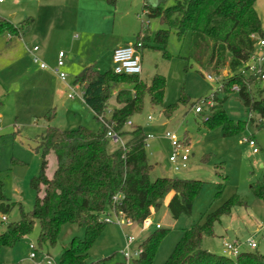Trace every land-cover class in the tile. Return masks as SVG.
<instances>
[{
  "label": "rangeland",
  "instance_id": "obj_1",
  "mask_svg": "<svg viewBox=\"0 0 264 264\" xmlns=\"http://www.w3.org/2000/svg\"><path fill=\"white\" fill-rule=\"evenodd\" d=\"M174 3L175 0H160L162 7ZM145 4L153 3L151 0H118L115 6L107 0H5L0 3V18L20 29L19 35L10 31L0 33V182L3 191L26 210L32 208L36 192L30 186V180L40 172L42 163L38 136L46 131L48 124L64 130L84 125L97 131L101 127L94 112L83 101V88L76 80L90 66L101 73L110 70L113 67V47L125 44L124 41L134 45L144 26L151 43L141 51L143 72L140 77L145 81H151L155 74L165 78L163 106H152L146 98L141 112L132 117V122L141 125L151 137L146 151L154 165L152 178H192L201 180L203 186L195 198L191 214H183L178 219L172 218L167 206L169 196L142 224L128 225L123 221L120 225L114 215H110L112 222L105 225L91 244L88 263L132 264L133 259L127 261L124 257L126 236H132L138 247L151 232L168 229L153 263L164 264L185 230L193 223H203L209 213L234 194L249 206L234 207L230 215L215 224L214 235L204 236L202 245L221 254L220 247L226 238L237 242L241 252L264 254V202L252 191V185L264 176V126L257 128L248 121L249 114L237 93L230 94L224 108L235 122L248 121L244 131L226 136L222 126L211 128L204 122L203 115L195 112L191 102L210 95L221 84L222 76L213 75V80H209V71H202L194 62L185 59L190 51L189 35L179 40L172 33L167 43L169 55L164 56L162 49L154 43L155 33L161 26L146 14ZM255 8L264 30V0H257ZM22 40L29 52L34 43L39 44L40 51L36 56L40 59L46 55L56 63L62 51L65 64L66 52L77 56L81 67L70 72L64 66L61 69L73 89L53 72H47L46 78L41 77L32 53V64L25 58L17 59L22 53L17 44ZM24 52L27 53V49L24 48ZM29 68H32L30 74L26 73ZM226 73L225 70L223 75ZM250 75V72L246 73L247 77ZM183 97L189 98L187 104H179L174 114L167 118L163 113L164 106L177 104ZM115 105L113 97L108 109ZM49 110L53 114L50 123L45 118ZM167 131L190 146L187 167L178 171L171 168L169 162L173 145L166 136ZM251 137L258 152H254L246 141ZM117 145L119 143H112V146ZM48 161L47 173L52 176L57 166L54 153L49 154ZM7 217L8 222L20 218L19 204ZM39 235L40 225L36 223L32 232L15 246L3 248L0 254L3 264H32L30 244L37 245ZM75 236L84 239V230L72 224L65 225L55 245H44L39 249L38 259L48 253L58 262L64 248ZM250 238L256 241L257 248L248 246Z\"/></svg>",
  "mask_w": 264,
  "mask_h": 264
},
{
  "label": "trees",
  "instance_id": "obj_2",
  "mask_svg": "<svg viewBox=\"0 0 264 264\" xmlns=\"http://www.w3.org/2000/svg\"><path fill=\"white\" fill-rule=\"evenodd\" d=\"M257 0H175L168 7L145 4L146 14L157 20L154 43L168 56L167 43L174 33L181 40L190 36V51L185 58L194 62L200 70H207L216 77L222 76L221 84L210 95L192 101L191 107L203 102L204 122L213 128L222 126L224 134L231 136L244 131L247 122L257 128L264 126V79L251 74L246 76V63L256 51L257 39L264 30L255 3ZM115 5L117 0H107ZM144 25V24H143ZM164 26V27H163ZM142 26L138 41L142 50L149 47L151 37ZM10 31L20 34V29L5 18H0V33ZM227 71L223 75L224 71ZM208 74V75H209ZM83 88V100L97 114H107L109 101L115 98L107 120L111 128L125 141L112 146L107 137L108 128L101 124L97 130L81 125L64 130L48 124L38 136L41 151L40 172L30 180L35 190V201L30 210L13 201L3 191L0 182V254L3 248L15 246L40 225L38 249L57 243L62 227L75 225L85 232V238L75 236L64 248L58 264H89V250L107 222L106 215L121 212L135 223H145L170 196L167 206L171 216L191 214L195 198L203 182L180 177L152 178L154 165L146 151L147 134L132 117L141 112L146 98L152 106L162 105L165 96V78L155 74L151 81L140 75L117 74L113 68L101 73L94 66L87 68L76 80ZM123 85V87H122ZM125 85V86H124ZM130 85L129 87H126ZM238 85L235 92L233 86ZM231 93H237L249 114V120L235 122L227 114L224 104ZM183 97L179 103L164 106L163 113L170 118L179 104H187ZM211 101V105L206 102ZM206 108V109H205ZM52 110L45 114L48 123ZM252 114V115H251ZM131 122L127 125V122ZM129 126V128H127ZM252 138V137H251ZM187 140V138H186ZM54 153L57 166L48 176V156ZM256 198L264 202V176L252 185ZM118 196V200L114 197ZM19 204L20 218L8 222V213ZM237 206L248 207L238 194L209 213L203 223H193L185 230L182 239L164 264H264V254L241 252L237 257L215 254L203 247L204 236L214 235V226L222 217L230 215ZM168 229H156L138 245L140 250L132 264H153L156 253ZM0 264H3L0 258Z\"/></svg>",
  "mask_w": 264,
  "mask_h": 264
},
{
  "label": "built area",
  "instance_id": "obj_3",
  "mask_svg": "<svg viewBox=\"0 0 264 264\" xmlns=\"http://www.w3.org/2000/svg\"><path fill=\"white\" fill-rule=\"evenodd\" d=\"M4 0H0V3ZM257 39L256 44V51L250 55L248 58V61L246 63V70L245 73L250 72L253 75H257L264 79V34L261 36L253 35ZM143 43L141 41L136 42L134 45H126V46H118L116 47L112 52V63H113V70L117 74H125V75H141L143 72L142 67V58H141V51H142ZM40 47L38 45H35L32 48V51L30 52L33 54V60L36 64L39 65L41 69H48L49 66L42 61L39 57L36 56V53L39 51ZM64 66V53L62 51L59 52L58 58L56 61V64L54 68L52 69L53 72L58 75V77L66 83V86L70 89H73L72 85L67 82V75L62 72V67ZM209 80H213V75L209 74L208 76ZM75 87V86H74ZM233 90L235 92L239 91V86L234 85ZM70 97H73L70 95ZM82 99H83V92H82ZM84 101V100H83ZM212 102L208 101L206 102V105H211ZM203 102L199 103L195 106V112L200 113L203 111ZM107 112L110 114L111 111L107 110ZM252 115V114H251ZM97 119L99 122L108 128L107 131V137L111 139L113 143H119L123 148H125V141L122 138L120 134L115 132L112 128L110 123L107 120V116L104 114H97ZM149 119H151V116H149ZM131 122H127V125H130ZM167 138H169L172 141L173 145V151L171 155L169 156V162L171 165V168H173L175 171L181 170L185 167H187V162L190 158L191 150L189 144H187L185 141H180L177 139L176 135L171 132H166ZM151 137L147 136L146 144L145 146H149V140ZM248 144L253 147L254 152H258V148L256 145V142L253 138L246 139ZM115 200H118V196L114 197ZM115 217V220L120 225H123V221L125 224L133 225L135 222H133L131 219L126 218L121 212L114 211L112 213ZM3 220H6V217H2ZM105 221L107 223L112 222V219L110 215H106ZM135 239L132 236H126V250L124 252V257L127 261L135 258L138 256L140 250L135 245ZM247 244L249 247L255 249L257 248V243L253 238H250L247 241ZM31 252L29 254V258L32 261V264H58L54 258L48 254H43V257L39 260L38 259V247L37 245L30 244ZM221 254L227 257H237L241 250L239 248V245L237 242H231L227 240L226 238L223 239V242L221 244Z\"/></svg>",
  "mask_w": 264,
  "mask_h": 264
},
{
  "label": "crops",
  "instance_id": "obj_4",
  "mask_svg": "<svg viewBox=\"0 0 264 264\" xmlns=\"http://www.w3.org/2000/svg\"><path fill=\"white\" fill-rule=\"evenodd\" d=\"M5 1V0H4ZM4 1L3 2H1V3H4ZM154 1V2H153ZM117 2H118V0H117ZM117 2H116V4H117ZM151 2L154 4V5H159L160 4V0H151ZM115 4V5H116ZM114 5V6H115ZM149 5V4H148ZM144 9V8H143ZM123 43H125V44H120V45H118V46H126V45H130V42H126V41H124ZM25 47H24V46ZM27 44L22 40L20 43H18L17 44V46H19L20 47V50H22V53H21V55L20 56H18V58L17 59H23V58H25V59H27V62L29 63V64H32V63H30V62H32L31 61V58H30V55H31V52H29V49L27 48V46H26ZM35 45H38L39 46V44H37V43H34V46ZM33 46V47H34ZM118 46H115V47H113V49H112V52H113V50L116 48V47H118ZM71 47V46H70ZM24 48L25 49H27V53L26 52H24ZM70 50H71V48H70ZM39 51H40V49H39ZM111 52V53H112ZM67 53V59H66V62H65V64H64V67L66 68L65 70L66 71H69L70 72V70L72 69L73 70V68H76V67H81V62H78L77 61V56H73V55H71L69 52H66ZM43 57V59H42V61H46L47 62V65L49 66V68L48 69H41L40 67H39V73L41 74V77H45L46 78V74H47V72L48 73H52L53 72V68H54V66H55V60L54 59H52V58H49V57H47L46 55H44V56H42ZM45 62V63H46ZM31 69L32 68H29L28 70H26L27 72L26 73H31L30 71H31ZM54 73V72H53ZM108 110H112V109H108ZM48 126V125H47ZM169 198H170V196L168 197V200H169ZM168 200H167V202H168Z\"/></svg>",
  "mask_w": 264,
  "mask_h": 264
},
{
  "label": "water",
  "instance_id": "obj_5",
  "mask_svg": "<svg viewBox=\"0 0 264 264\" xmlns=\"http://www.w3.org/2000/svg\"><path fill=\"white\" fill-rule=\"evenodd\" d=\"M152 6H156V5L152 4ZM84 72H85V71H84ZM84 72H83L80 76H82V75L84 74Z\"/></svg>",
  "mask_w": 264,
  "mask_h": 264
}]
</instances>
